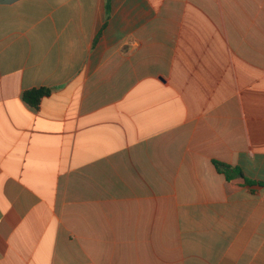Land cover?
Here are the masks:
<instances>
[{
    "label": "crops",
    "instance_id": "1",
    "mask_svg": "<svg viewBox=\"0 0 264 264\" xmlns=\"http://www.w3.org/2000/svg\"><path fill=\"white\" fill-rule=\"evenodd\" d=\"M0 264H264V0H0Z\"/></svg>",
    "mask_w": 264,
    "mask_h": 264
},
{
    "label": "trees",
    "instance_id": "2",
    "mask_svg": "<svg viewBox=\"0 0 264 264\" xmlns=\"http://www.w3.org/2000/svg\"><path fill=\"white\" fill-rule=\"evenodd\" d=\"M107 1L109 2L110 0ZM51 93L52 90L50 88L42 87L32 89L23 93V100L32 108L37 109L40 106L42 99L44 97L50 96ZM214 164L219 172L224 173L226 175L228 183L232 188L248 182L244 179V176L240 169L233 168L227 164L218 161H215Z\"/></svg>",
    "mask_w": 264,
    "mask_h": 264
}]
</instances>
